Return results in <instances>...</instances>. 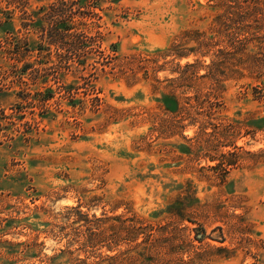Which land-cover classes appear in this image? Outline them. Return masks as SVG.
<instances>
[{"label":"rangeland","instance_id":"obj_1","mask_svg":"<svg viewBox=\"0 0 264 264\" xmlns=\"http://www.w3.org/2000/svg\"><path fill=\"white\" fill-rule=\"evenodd\" d=\"M224 2L0 0V264H264V36Z\"/></svg>","mask_w":264,"mask_h":264},{"label":"trees","instance_id":"obj_2","mask_svg":"<svg viewBox=\"0 0 264 264\" xmlns=\"http://www.w3.org/2000/svg\"><path fill=\"white\" fill-rule=\"evenodd\" d=\"M222 6L225 11L233 16L238 17L242 15L241 17L248 18V23H252L251 29L254 30L253 35L262 34V37L264 36V0H225ZM260 49L264 50L262 45H260ZM263 56V52L251 54L248 66L252 74L260 77L264 76Z\"/></svg>","mask_w":264,"mask_h":264}]
</instances>
